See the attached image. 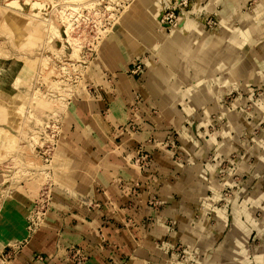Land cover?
I'll list each match as a JSON object with an SVG mask.
<instances>
[{
	"label": "crops",
	"instance_id": "crops-1",
	"mask_svg": "<svg viewBox=\"0 0 264 264\" xmlns=\"http://www.w3.org/2000/svg\"><path fill=\"white\" fill-rule=\"evenodd\" d=\"M195 2L179 26L163 20L171 0L129 5L96 51L99 90L68 102L59 184L6 192L0 173L10 264H264V0Z\"/></svg>",
	"mask_w": 264,
	"mask_h": 264
},
{
	"label": "rangeland",
	"instance_id": "rangeland-1",
	"mask_svg": "<svg viewBox=\"0 0 264 264\" xmlns=\"http://www.w3.org/2000/svg\"><path fill=\"white\" fill-rule=\"evenodd\" d=\"M133 1L0 0V173L6 192L25 182L42 190L59 184L54 167L60 168V152L53 147L68 102L81 89L100 88L99 78L93 83L96 51L115 37ZM189 2L188 11L195 0ZM146 152L142 169L152 158ZM44 199L40 195L34 208H44ZM185 251L177 248L186 260Z\"/></svg>",
	"mask_w": 264,
	"mask_h": 264
},
{
	"label": "built area",
	"instance_id": "built-area-1",
	"mask_svg": "<svg viewBox=\"0 0 264 264\" xmlns=\"http://www.w3.org/2000/svg\"><path fill=\"white\" fill-rule=\"evenodd\" d=\"M191 2L189 0H174V3L166 10L163 20L170 24L171 26L178 24V16L180 13L184 11H188L187 7H189ZM191 7V6H190ZM206 24L211 25L213 24L215 27L218 26V22L214 18H208L206 20ZM142 61L136 60L133 64L132 71L137 73L139 70L142 69ZM149 154L146 151L141 152L139 155L138 160H147ZM48 208H35V210L31 213L29 219V228L31 230H35L41 226L42 222L44 221V217L46 215ZM18 247L16 246H8L3 252L0 253V264H10L12 258L16 255ZM72 253V258L79 260L83 253L78 248H70Z\"/></svg>",
	"mask_w": 264,
	"mask_h": 264
},
{
	"label": "bare ground",
	"instance_id": "bare-ground-1",
	"mask_svg": "<svg viewBox=\"0 0 264 264\" xmlns=\"http://www.w3.org/2000/svg\"><path fill=\"white\" fill-rule=\"evenodd\" d=\"M171 1H172L171 4H173V3H174V0H171ZM154 4H155V3H154ZM156 4H158V2H157ZM196 4H197V3L195 2L194 5H195L196 7H198V4H197V5H196ZM159 6H160V4H159ZM159 6H158V7H159ZM169 7H170V6H169ZM156 8H157V7L155 6V7H154V10H153V14H157V9H156ZM196 10H198V9H196ZM184 12H185V14L187 13L186 11H184ZM184 12H182V13H184ZM182 13H180V15L178 16V20H179V17H182V16H181ZM188 13H189V12H188ZM189 14H190V13H189ZM186 16H187V15H186ZM184 19H186V20L188 21V18L185 17V16H184ZM186 20H182V21H186ZM182 23H184V22H182ZM185 23H186V26H187V22H185ZM188 23H189V22H188ZM162 24H163V23H162ZM179 24H180V23H179ZM177 25H178V24H177ZM178 26H179V25H178ZM180 26H182V25H180ZM176 28H177V27H176ZM134 31H135V30H134ZM31 164H32V163H31ZM25 171H26V170H25ZM28 173H29V172H28ZM30 173H31V172H30Z\"/></svg>",
	"mask_w": 264,
	"mask_h": 264
}]
</instances>
